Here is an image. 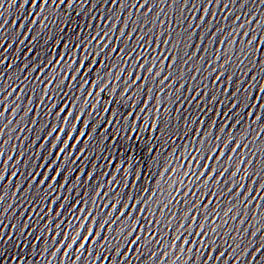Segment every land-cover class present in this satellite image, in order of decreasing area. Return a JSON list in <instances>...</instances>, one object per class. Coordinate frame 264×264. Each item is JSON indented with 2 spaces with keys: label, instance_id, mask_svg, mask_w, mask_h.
Listing matches in <instances>:
<instances>
[{
  "label": "snow or ice",
  "instance_id": "6c2138e0",
  "mask_svg": "<svg viewBox=\"0 0 264 264\" xmlns=\"http://www.w3.org/2000/svg\"><path fill=\"white\" fill-rule=\"evenodd\" d=\"M92 2L94 5V0ZM106 2L101 0L102 4ZM165 2L119 0V8L127 7L129 15L113 38L119 12L110 26L107 19L101 17L105 19L102 28L98 25L87 31L92 28L91 23L86 29L76 25V30L67 34L61 25L70 23V17L66 12L58 13L57 9L65 3L68 9L73 8L76 0H39V3L31 0V8L36 11L30 10L28 15L36 17L30 25L39 21L37 35L57 22L59 32L56 30L45 36L43 59L40 53L34 54L30 63L20 66V72L28 75L20 81L19 93L11 104L9 97L17 91L16 80L9 77L5 81L4 72L17 61L13 57L7 69L3 67L5 57L2 53L8 52L12 45L3 46L4 34L0 32V138L11 124V120L4 123L5 112L11 109L15 115L20 110V99L31 77L36 83L27 87L29 95L21 121L33 113L29 124L39 123V127L33 140L22 147L15 159L16 164H20L21 157L36 145L32 163L24 161L28 180L23 194L31 203H39L40 212L47 221L34 241L47 238L50 233L53 241L60 237L52 252L55 257L60 248H64L60 264H67L74 245L77 247L71 264H78L85 252L91 264H105V261L108 264H216L217 261L229 264V259L231 264H239L253 243L252 239L245 243L246 237H256L264 229V195L261 194L264 191V15L257 19L251 14L248 20L236 25L240 20L237 15L232 20L234 27L228 29L224 24L213 28L211 19L204 26L202 14L196 25L189 20L186 28L174 31L171 27L165 29L162 20L157 24L160 15L157 12L152 17L153 26L129 47L132 33L136 31V20L141 25L147 24L148 15ZM178 2L184 8L189 0H170L169 10ZM236 2L223 0V7L229 8ZM256 2L258 7L264 5V0ZM247 3L248 0H240V7H246ZM4 4L5 0H0V9ZM23 4L28 5L29 0H23ZM111 4L116 5L117 0H111ZM212 4L220 5L221 0H204L205 13ZM133 8L146 9L145 18L137 16L133 20ZM254 19L255 28L249 31L247 26ZM181 22L176 21L178 26ZM3 26L0 24V29ZM19 27L23 28L24 24ZM125 27H128L127 33ZM196 28L202 30L197 34ZM27 31L33 29L29 26ZM19 35L18 29L16 36ZM24 37L27 38V32ZM194 37L195 44L192 43ZM35 40L33 36L25 54L33 51ZM49 41L53 49L50 52L46 47ZM19 44L23 45L24 39H20ZM137 45L143 51H138ZM149 48L153 54L151 59H148ZM16 51H20L19 47ZM125 63H129L127 69ZM205 64L208 67L201 71ZM205 72L208 75H204ZM246 77L251 81L247 88L244 87ZM121 80L122 86L116 83ZM10 86L11 91H6ZM253 88L257 92L254 99ZM102 94L107 98L102 100ZM34 98L35 111L32 108ZM181 101L184 104L196 102L191 117L187 116L186 108L181 115ZM173 104L176 105L174 111ZM256 108L259 110L248 123ZM105 114L107 119H104ZM205 116L209 119L201 118ZM173 120L177 121L176 125H172ZM181 120L183 131L179 127ZM109 125L113 126L111 136L106 135ZM98 128H103L104 133L96 135ZM125 129L128 135L118 140ZM145 132L149 141L158 133L156 145L147 146L149 155L134 154ZM161 138L170 148L163 155L157 151V147L159 150L162 147ZM177 139L185 143L177 145ZM132 140L134 144L128 143ZM117 142L120 148L116 147ZM7 143L0 139V158L4 157ZM46 144L47 149L43 151ZM121 149H126V154ZM93 150L97 155H93ZM105 153L107 155H103ZM137 155L143 167L137 162ZM89 157V170L85 172L82 163L73 177V169L67 165L77 160L87 162ZM12 159L11 151L6 158L0 159V181L4 180ZM99 159L105 161L102 171H96ZM109 166L111 172L107 171ZM153 166L154 171L146 170H152ZM17 174L18 169L13 165L10 176ZM157 176L161 181H157ZM249 177L251 180L245 189V180ZM253 185H256L255 195H250ZM7 187V184L0 185V205ZM20 190L21 182H17L13 195ZM253 200L257 203L249 232V228L241 229V225L248 218ZM7 211L8 207H0V218ZM238 217L235 228L231 227L230 221ZM26 227L28 224L21 226L19 231L23 232ZM233 231L237 235H230ZM134 246L136 254L130 257ZM205 249H208L207 256ZM226 249H230L227 254ZM262 249L264 235L248 264H252L256 253ZM46 250L47 244L42 252ZM213 252H217L215 257ZM83 264H88V260ZM257 264H264V256Z\"/></svg>",
  "mask_w": 264,
  "mask_h": 264
}]
</instances>
